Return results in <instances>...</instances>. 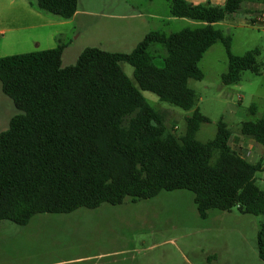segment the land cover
I'll use <instances>...</instances> for the list:
<instances>
[{
	"label": "trees",
	"instance_id": "obj_1",
	"mask_svg": "<svg viewBox=\"0 0 264 264\" xmlns=\"http://www.w3.org/2000/svg\"><path fill=\"white\" fill-rule=\"evenodd\" d=\"M264 0H225L222 5L170 0L173 17L202 23L168 35L151 31L128 53L85 47L73 65L63 67L64 45L0 57L2 92L16 110L0 133V223L24 226L37 214L70 213L102 204L137 202L160 191L185 189L201 219L208 211L235 209L264 216V191L252 163L230 145L231 129L221 119L206 142L196 133L209 119L198 108L199 94L189 81H201L199 62L220 42L227 69L224 86L236 84L243 71L260 73L258 49L233 54L231 40L214 24ZM78 0H34V8L70 19ZM163 46V66L149 49ZM133 68L136 85L119 64ZM141 91L156 95L189 114L185 131L167 126V110L153 108ZM251 113L255 107H249ZM240 135L264 147V116L241 121ZM257 255L264 264V221L257 232Z\"/></svg>",
	"mask_w": 264,
	"mask_h": 264
},
{
	"label": "rangeland",
	"instance_id": "obj_2",
	"mask_svg": "<svg viewBox=\"0 0 264 264\" xmlns=\"http://www.w3.org/2000/svg\"><path fill=\"white\" fill-rule=\"evenodd\" d=\"M197 1L222 5L218 0ZM253 8L252 3L243 2L239 12L214 24V28L230 37L233 54L258 49L260 73L243 71L236 84L224 86L220 81L227 69L223 45L217 42L206 51L198 64L205 77L189 81L199 94L200 112L209 119L197 131L198 141L211 140L215 123L221 118L231 129L232 141H249L238 132V124L264 116V27L251 24L258 14H264V9ZM35 10L42 16L37 20L39 26L26 30L30 35L25 42L12 39L14 44L7 55L34 51L37 42L39 50L61 44L65 46L63 67L73 65L85 47L128 53L148 32L168 35L202 24L173 17L170 0H78V15L73 21ZM149 53L154 56V65L162 67L163 46L154 44ZM119 66L136 85L133 68L124 62ZM141 94L153 108L167 110L169 129L176 135L184 133V118L189 112L159 101L153 93ZM251 105L255 107L253 113ZM17 112L0 83V133ZM259 159L264 162V147L258 144L249 161ZM254 177L257 187L264 191V171L256 172ZM263 221L262 215H242L235 209H211L207 218L201 219L192 192L160 191L134 203L126 199L120 205L37 214L24 226L2 221L0 264H263L256 248Z\"/></svg>",
	"mask_w": 264,
	"mask_h": 264
},
{
	"label": "crops",
	"instance_id": "obj_3",
	"mask_svg": "<svg viewBox=\"0 0 264 264\" xmlns=\"http://www.w3.org/2000/svg\"><path fill=\"white\" fill-rule=\"evenodd\" d=\"M189 4H200L197 0H186ZM224 3L225 0H218V2ZM32 0H0V57L8 56V52L11 49L12 39L13 42L17 41H27L29 38L26 30H32L39 26L37 20L42 16L39 14L36 8L30 5ZM254 5L253 10H262L264 9L263 3H252ZM250 15H254V11H249ZM78 15V10L74 13V15L68 19L69 21H73ZM252 20V19H251ZM214 45V44H213ZM40 43H36L34 51H40L38 48ZM212 47V46H211ZM54 47H49L51 49ZM46 50V49H45ZM30 51V52H34ZM114 52V51H110ZM117 52V51H115ZM29 53V52H25ZM206 53V52H205ZM204 53V54H205ZM23 54V53H22ZM203 72V71H202ZM221 76V75H220ZM205 74L203 73V78ZM223 120V119H222ZM240 143H236V141L230 140V145L237 150L239 149L240 154L245 157L247 161L251 158V153L256 145L252 139L249 141L240 140ZM252 162V161H249ZM254 163V162H252Z\"/></svg>",
	"mask_w": 264,
	"mask_h": 264
},
{
	"label": "built area",
	"instance_id": "obj_4",
	"mask_svg": "<svg viewBox=\"0 0 264 264\" xmlns=\"http://www.w3.org/2000/svg\"><path fill=\"white\" fill-rule=\"evenodd\" d=\"M251 24L253 25H261L264 27V14H258V16H256V18L251 22Z\"/></svg>",
	"mask_w": 264,
	"mask_h": 264
}]
</instances>
